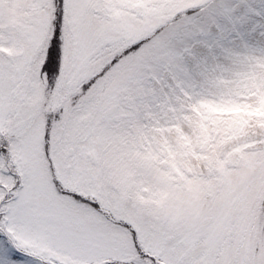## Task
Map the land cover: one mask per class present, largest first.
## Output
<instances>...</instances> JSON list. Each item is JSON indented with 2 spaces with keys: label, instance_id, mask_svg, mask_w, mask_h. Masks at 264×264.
Segmentation results:
<instances>
[{
  "label": "snow or ice",
  "instance_id": "snow-or-ice-1",
  "mask_svg": "<svg viewBox=\"0 0 264 264\" xmlns=\"http://www.w3.org/2000/svg\"><path fill=\"white\" fill-rule=\"evenodd\" d=\"M0 264H264V0H0Z\"/></svg>",
  "mask_w": 264,
  "mask_h": 264
}]
</instances>
